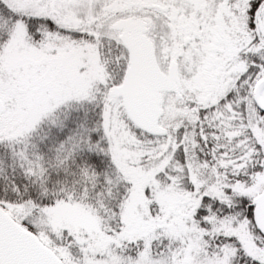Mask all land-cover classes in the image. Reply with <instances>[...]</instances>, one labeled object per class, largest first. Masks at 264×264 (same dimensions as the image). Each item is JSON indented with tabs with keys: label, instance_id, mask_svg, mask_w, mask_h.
Instances as JSON below:
<instances>
[{
	"label": "snow or ice",
	"instance_id": "obj_1",
	"mask_svg": "<svg viewBox=\"0 0 264 264\" xmlns=\"http://www.w3.org/2000/svg\"><path fill=\"white\" fill-rule=\"evenodd\" d=\"M0 264H264V0H0Z\"/></svg>",
	"mask_w": 264,
	"mask_h": 264
}]
</instances>
